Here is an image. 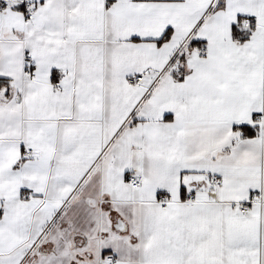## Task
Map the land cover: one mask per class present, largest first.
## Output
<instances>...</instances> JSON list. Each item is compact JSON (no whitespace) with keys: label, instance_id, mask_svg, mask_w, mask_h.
<instances>
[{"label":"snow or ice","instance_id":"obj_1","mask_svg":"<svg viewBox=\"0 0 264 264\" xmlns=\"http://www.w3.org/2000/svg\"><path fill=\"white\" fill-rule=\"evenodd\" d=\"M0 264H264V0H0Z\"/></svg>","mask_w":264,"mask_h":264}]
</instances>
